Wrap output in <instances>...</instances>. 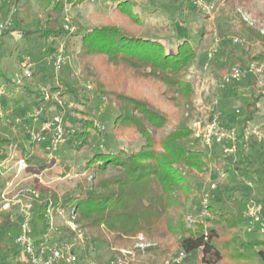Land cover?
<instances>
[{
    "label": "trees",
    "instance_id": "1",
    "mask_svg": "<svg viewBox=\"0 0 264 264\" xmlns=\"http://www.w3.org/2000/svg\"><path fill=\"white\" fill-rule=\"evenodd\" d=\"M21 1L0 0L4 23ZM85 1L76 0L72 4ZM225 1L233 11L248 3V0ZM69 3L70 0H58L45 13L44 29L28 32L13 27L3 30L2 34L18 30L26 36L37 34L46 40L66 35L59 26V16ZM113 3L105 21L83 36L77 57L90 90L116 109L114 136L132 142L141 138L140 148L94 153L86 163L91 181L86 178L77 191L59 194L41 187L34 177L47 170L46 162L35 161L36 157L43 156L39 145L31 142L27 146L22 141L4 137L1 133L3 118H0V161L8 158L14 147L17 158H24L28 163L24 174L31 175L32 179L26 182L27 186L37 189L42 196L40 209L52 204L56 209L76 212V222L83 234L77 245H82L83 258L89 257L91 249L98 245L113 251L134 248L136 237L142 233L147 240L156 243L155 247L147 248L148 255L158 253L167 257L180 250L185 254L182 264H264V240L248 241L243 236L244 226L248 227L246 211L250 198L234 197L232 210L214 206L213 197L209 213L201 222H187L193 207L200 204L197 198H201L203 185L212 177L213 169L227 173L233 168L240 170L244 160V157L237 161L226 158L218 149L210 152L194 136L190 124L212 115L213 103L204 99L205 105H198V88L188 78L198 59L204 34L197 44L184 39L177 43L175 51L168 52L162 42L142 37L146 22L137 11L138 1L113 0ZM245 26L259 37L255 29ZM250 59L258 64L264 62V53L254 56L251 53ZM230 68L229 64L224 67L223 76ZM3 77L9 81L6 75ZM23 88L27 96L35 94L39 98L37 104L43 102L40 89ZM55 93L64 97V93L51 88V94ZM261 97L252 96V102L246 107L247 114L240 120L241 133L257 114ZM80 103L83 109L79 114L69 115L72 125L65 127L64 144L78 153L92 151L93 134L102 135L89 117L88 103ZM7 106L5 94L0 97V108ZM236 122L233 116L222 113L224 126L233 127ZM40 146L47 148L46 143ZM250 146L253 152L262 145L250 141ZM68 171L70 167L65 166L60 176ZM188 174L195 175L200 184L195 185ZM18 219L17 216L11 218V213L0 214V263L5 250L2 238L10 229H17ZM64 233L68 241L76 237V233L67 228ZM193 253H197V258L191 261L188 257Z\"/></svg>",
    "mask_w": 264,
    "mask_h": 264
},
{
    "label": "rangeland",
    "instance_id": "2",
    "mask_svg": "<svg viewBox=\"0 0 264 264\" xmlns=\"http://www.w3.org/2000/svg\"><path fill=\"white\" fill-rule=\"evenodd\" d=\"M57 1L22 0L16 10L12 12L7 23H4L0 14V26L3 25L5 31L13 27L28 32L44 29L45 13ZM70 1L71 3L67 4L64 12L59 16V26L62 28L64 19L68 18L77 29L74 33H67L48 40L41 39L37 34L26 36L18 30L0 36V87L6 86L8 99L7 108L2 109L4 116L1 133L4 137L22 141L27 146L31 143L26 133L29 124L25 120L26 113L39 103V98L35 94L27 96L23 86H31L33 89L40 90L41 87L49 86L64 93V97L53 99L47 105V115L64 114L65 127L72 125L69 115L73 117L75 114H79L78 112L83 109L80 102L84 101L88 103L89 117L96 125L103 128L98 127L102 133L101 136L93 134V149L90 152L78 153L63 146L58 151L56 159H51L48 157L47 148L37 145L43 156L36 157L35 161L47 163V170L41 176L39 175L41 181L38 179V184L59 194L71 190L77 191L78 185L84 183L86 178L87 181H91L92 177L87 173L86 163L94 153L100 151L117 153L123 148L128 151L138 150L143 143L141 138L132 142L114 136L112 126L116 109L105 99L96 95L93 90H90L88 79L82 74L77 57L81 50L83 36L105 21V17L111 13L113 0H86L77 5L72 4L76 0ZM136 1L139 4L137 11L146 22L142 37L162 42L168 52L175 51L177 43L184 39H189L197 44L201 35L204 34L198 59L188 76L198 88V105L204 106V99L210 101L211 104L218 100L222 113L231 115L237 120L236 126L233 127L240 133L242 128L240 120L247 114L246 107L252 102V96L262 95L257 104L258 112L251 122L263 119L264 62L259 64L256 61L253 62L250 55L251 53L253 56L264 53V0H248L247 5L240 6L237 11H233L225 0H208L223 2L212 15H206L194 4L182 2V0ZM245 24L255 29L260 38L252 35ZM235 40L240 42H235ZM61 48L65 61L61 69L55 71L49 57ZM27 57L34 63V76L25 80L22 87H15L13 80L22 73ZM234 63L251 70L240 82L226 81L225 75L223 76L221 72L227 64L232 67ZM3 75H6L9 81ZM53 102L57 105L52 104ZM208 116L202 119H206ZM190 124L192 125V121ZM261 145L258 151H253L243 158L240 170L230 169L226 179L218 181L220 178L218 171L213 169L212 177L203 185L202 191L209 189L208 181L210 179L218 181L219 188L213 192L214 206L234 210L232 204L234 197H248L264 204V142ZM10 154L16 155L14 147L10 149ZM65 166H69L70 171L65 176H60L65 171ZM13 171L14 168L9 173V177ZM49 171L51 174H48ZM188 175L195 185L200 184L195 175ZM26 177H30L27 181L32 179L31 175H26ZM27 181L23 183V189H27ZM2 183L0 182V189ZM197 199L200 200V197ZM39 200L34 202L36 208L42 203L41 194ZM10 213L11 218L19 215L16 207ZM67 215L68 211H65L64 217H57L59 225L65 223ZM37 224L41 227L42 222L38 223L37 221ZM62 229L64 230L65 227ZM263 229L264 222L255 228L244 226L243 236L248 241L264 240ZM16 234L17 229H10L2 238L5 250L3 261L0 264H28L25 261V255L15 243ZM135 241L134 248H123L126 251H134L135 255H129L123 261L121 260V264H163L165 260L180 253L178 250L165 257L158 253L148 255L146 249L144 251L146 254H143L142 251L136 250L137 240ZM144 242L150 244V247L156 245L155 242L146 238ZM80 248L82 245L75 246L79 252L76 264H116L119 259V253L117 254L119 249L113 251L104 245H98L91 249L89 257L83 258ZM188 258L191 261L196 260L197 253H193Z\"/></svg>",
    "mask_w": 264,
    "mask_h": 264
},
{
    "label": "built area",
    "instance_id": "3",
    "mask_svg": "<svg viewBox=\"0 0 264 264\" xmlns=\"http://www.w3.org/2000/svg\"><path fill=\"white\" fill-rule=\"evenodd\" d=\"M194 4L201 12L206 15H212L218 6L223 2H213L208 0H182ZM62 28L67 33H74L77 29L68 18L64 19ZM4 26H0V36ZM235 42H240L235 40ZM212 56V55H211ZM51 64L55 71H59L65 61L63 49L50 55ZM34 63L27 57L24 63V69L20 75L13 80L15 87H22L25 80L33 77ZM261 72V70H259ZM251 70L239 65H234L225 75L226 81L240 82ZM52 87H41V99L43 102L33 106L26 113L28 125L26 133L32 143L36 145L47 144L48 157L56 159L58 151L66 143V129L64 124V114H54L48 116L47 105L53 99H59V94H51ZM6 94V86L0 87V97ZM60 103V102H59ZM212 115L206 119H195L192 121L194 136L201 144L213 152L218 149L221 154L231 160L237 161L239 158L247 157L251 152L250 141L257 143L264 142V117L261 121L249 122L243 133H239L234 127L224 126L222 123V110L220 102L215 100L212 105ZM239 113V111H237ZM4 113L0 108V118ZM99 127V125H97ZM101 128V127H99ZM103 129V128H101ZM9 177V173L13 170ZM28 168V163L24 158H17L11 155L0 161V179H2V188L0 189V213H10L16 207L18 210V225L15 243L25 255V261L28 264H76L78 255L75 249L78 241H82L83 234L76 222L77 214L74 210L68 211L66 221L62 225L57 222V217H64L65 210L56 209L52 204L43 209L36 208V201L39 200V191L30 186L23 189L22 185L29 178L24 174ZM219 180L227 178L228 173L219 171ZM41 181V177L34 175ZM218 181L210 179L208 181L209 189L203 190L200 198V204L195 205L189 215L187 222L193 224L201 222L209 213L208 209L213 198V192L218 189ZM24 186V185H23ZM41 202V200H39ZM39 208V209H38ZM40 213V217L38 214ZM264 204L250 200L247 206L246 216L248 218V227L255 228L263 222ZM42 222L41 227L37 224ZM69 229L76 233V237L71 241L64 238L62 228ZM264 231V229H263ZM136 250L145 251L151 245L146 244L142 234L136 237ZM154 246V245H153ZM115 251V250H114ZM118 261L121 264L129 255L133 256L134 251L119 249L117 251ZM185 254L177 253L173 258L164 261L163 264H182Z\"/></svg>",
    "mask_w": 264,
    "mask_h": 264
}]
</instances>
